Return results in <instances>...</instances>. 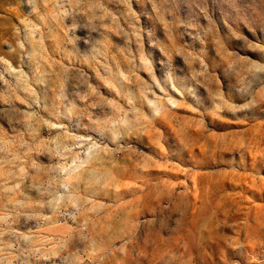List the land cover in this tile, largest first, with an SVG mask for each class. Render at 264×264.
Segmentation results:
<instances>
[{"label":"rangeland","instance_id":"obj_1","mask_svg":"<svg viewBox=\"0 0 264 264\" xmlns=\"http://www.w3.org/2000/svg\"><path fill=\"white\" fill-rule=\"evenodd\" d=\"M0 264H264V0H0Z\"/></svg>","mask_w":264,"mask_h":264}]
</instances>
